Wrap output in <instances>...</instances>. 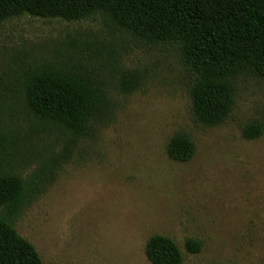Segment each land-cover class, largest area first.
I'll return each mask as SVG.
<instances>
[{
  "label": "rangeland",
  "instance_id": "rangeland-1",
  "mask_svg": "<svg viewBox=\"0 0 264 264\" xmlns=\"http://www.w3.org/2000/svg\"><path fill=\"white\" fill-rule=\"evenodd\" d=\"M70 61L106 81L110 113L88 135L37 121L11 91L21 68ZM141 85L124 93L120 75ZM195 77L178 50L108 30L101 16L80 21L29 15L0 23V128L6 155L25 180L48 167L41 192L15 222L43 264H152L145 248L157 234L180 248L183 264H264V81L234 79L235 104L219 125L194 115ZM262 125L259 138L244 132ZM196 146L173 160L176 136ZM190 238L202 250L186 249Z\"/></svg>",
  "mask_w": 264,
  "mask_h": 264
},
{
  "label": "trees",
  "instance_id": "trees-1",
  "mask_svg": "<svg viewBox=\"0 0 264 264\" xmlns=\"http://www.w3.org/2000/svg\"><path fill=\"white\" fill-rule=\"evenodd\" d=\"M25 15L68 22L98 15L114 33L124 31L147 45L178 50L195 77L190 90L194 115L205 125H219L230 114L238 76L264 81V0H0V23ZM105 84L89 67L63 59L21 68L11 91L37 121L81 137L112 109ZM119 85L124 93H132L141 85L139 73L120 75ZM262 131V125L253 122L244 134L257 139ZM11 142L0 128V264H43L15 222L41 192L48 165L25 180L6 158ZM195 151L194 142L183 135L168 147L169 156L178 162L190 161ZM202 245L190 238L186 249L196 254ZM145 254L152 264L184 262L179 246L160 234L149 239Z\"/></svg>",
  "mask_w": 264,
  "mask_h": 264
}]
</instances>
